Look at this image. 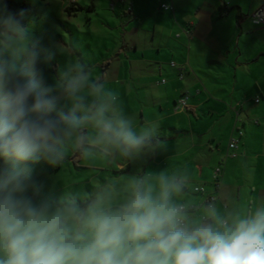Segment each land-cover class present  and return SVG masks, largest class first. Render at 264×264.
Wrapping results in <instances>:
<instances>
[{
  "label": "clouds",
  "instance_id": "obj_1",
  "mask_svg": "<svg viewBox=\"0 0 264 264\" xmlns=\"http://www.w3.org/2000/svg\"><path fill=\"white\" fill-rule=\"evenodd\" d=\"M26 11L0 2V264H264V199L230 210L182 197L183 172L127 174L95 192L43 194L34 166L61 167L71 150L89 163H134L161 141L91 68L52 59Z\"/></svg>",
  "mask_w": 264,
  "mask_h": 264
},
{
  "label": "crops",
  "instance_id": "obj_2",
  "mask_svg": "<svg viewBox=\"0 0 264 264\" xmlns=\"http://www.w3.org/2000/svg\"><path fill=\"white\" fill-rule=\"evenodd\" d=\"M62 1L68 15L82 10V4L91 7L90 33H101L100 27L107 33L121 31L113 57L95 66L103 68V79L122 68L120 78L113 79L121 83L122 105L140 123L158 128L159 148L134 163L123 160L127 174L180 172L178 164L190 163L183 173L192 188L182 199L201 214L207 197L216 194V167L223 172L217 208H243L264 199V28L250 18L264 0ZM222 3L229 8L219 15ZM155 10L164 12L159 20ZM123 17L130 25L125 26ZM148 18L155 23L145 31ZM100 20L96 28L93 22ZM134 24L138 28L129 30ZM185 96L187 107L175 112V103ZM238 130L243 134L236 156L230 157L228 144ZM200 185L204 193L194 192Z\"/></svg>",
  "mask_w": 264,
  "mask_h": 264
},
{
  "label": "rangeland",
  "instance_id": "obj_3",
  "mask_svg": "<svg viewBox=\"0 0 264 264\" xmlns=\"http://www.w3.org/2000/svg\"><path fill=\"white\" fill-rule=\"evenodd\" d=\"M13 1L28 3L36 11V13H26L25 23L31 24L33 39L40 41L42 49L46 50L42 54H52V59L49 63L39 65L44 71L49 84L54 83L65 65L76 62L88 65L94 77L101 76L103 68L100 65L95 66V64H101L103 58L113 57V53L117 49L115 43L119 45V40L121 39V31L108 30L109 33H107L98 25V23L103 22L100 20L97 23L94 21L93 24L96 28L100 27L99 31L101 33H90L86 26L88 14L91 10L88 5L84 6L82 4V10L75 11V15L73 13L68 15L69 12L66 11L67 14L63 12L65 6H63L62 0ZM0 2L4 3V0H0ZM69 5L71 6V4ZM120 10H122V7L117 9V13L122 15V12V14L119 13ZM106 11L103 10L104 13H109ZM155 13L158 15H156V18L159 20L160 15L164 12L155 10ZM123 20L125 21V26H128L130 22L124 17ZM154 23L153 19L148 18V20H145L143 26L145 31L152 30V24ZM134 28H138L137 24L130 26L129 30H134ZM80 55L84 58L83 61L80 60ZM113 71L115 72L108 74L104 81L109 88L119 94L120 100L123 102L119 91L121 83L116 84L113 82L115 77L120 78L122 68L116 67ZM133 104L135 107V101ZM122 161L119 158H113L105 162L101 158L95 163H89L69 150L65 162L60 168L52 167L43 160L36 164L34 166V177L43 184V194L54 199L66 192L84 194L95 192L104 183L123 181L127 175V168ZM2 163L0 161V165ZM190 169V163L182 165V167L178 164L177 167V171L180 172H188ZM240 171L242 175H246L245 167Z\"/></svg>",
  "mask_w": 264,
  "mask_h": 264
},
{
  "label": "built area",
  "instance_id": "obj_4",
  "mask_svg": "<svg viewBox=\"0 0 264 264\" xmlns=\"http://www.w3.org/2000/svg\"><path fill=\"white\" fill-rule=\"evenodd\" d=\"M72 1L73 0H71V2ZM162 8L167 9V6L162 5ZM250 18H251V21L255 25H258V26H261V27L264 28V2L262 3V5L256 11H254L252 13ZM172 65H174V64H172ZM258 100L259 99L257 98L256 101H258ZM186 107H187V96L180 98L175 103L174 111L175 112L181 111V110H184ZM242 134H243L242 131L238 130L237 131V136L231 137V139L229 141V144H228V147H229V149L232 152L228 156H230V157H235L236 156L235 150L238 148L239 137H241ZM221 177H222L221 168L220 167H216L213 170V173H212V179H213L214 187H215V190H216V194L209 195L207 197V203L208 202H215L216 200L219 199V195L217 193H218V190H219V187H220V179H221ZM204 191H205L204 186L200 185V186L194 187V192H196V193H204ZM194 209H196V208L194 207Z\"/></svg>",
  "mask_w": 264,
  "mask_h": 264
},
{
  "label": "trees",
  "instance_id": "obj_5",
  "mask_svg": "<svg viewBox=\"0 0 264 264\" xmlns=\"http://www.w3.org/2000/svg\"><path fill=\"white\" fill-rule=\"evenodd\" d=\"M7 5H8V8L12 11H19L21 9H24L26 11V13H33L34 12V9L32 8V6L28 3H25V2L19 3V2L8 0ZM228 8L229 7L225 3L220 4L218 7L219 15H223L224 13H226ZM67 12H70V9H67Z\"/></svg>",
  "mask_w": 264,
  "mask_h": 264
}]
</instances>
